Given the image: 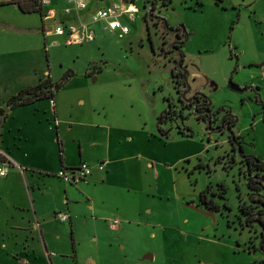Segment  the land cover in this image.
I'll list each match as a JSON object with an SVG mask.
<instances>
[{
    "label": "rangeland",
    "instance_id": "374dc122",
    "mask_svg": "<svg viewBox=\"0 0 264 264\" xmlns=\"http://www.w3.org/2000/svg\"><path fill=\"white\" fill-rule=\"evenodd\" d=\"M124 1H134L140 11L133 22H126L131 28L128 36L102 35L98 27L101 38L92 43L66 45L63 38L53 37L48 51L40 14L24 15L11 4L0 6V22L19 30L18 36H4L10 48H23L55 82L68 72L74 74L62 95L75 103L84 100L123 109L131 124L154 134L152 155L163 165L156 167L164 198L161 211L150 214L146 208L140 221L145 224L152 218L159 227L125 235L123 242L109 231L98 241L102 258L110 254L119 262L115 264H128L142 253V258L155 253L159 262L168 257L167 264H264L263 227L246 224L248 217L241 209L253 196L243 156L264 162L263 106L257 101V88L252 89L254 79L246 75L256 68H245L248 53L242 54L252 50L255 41L264 51V0ZM49 8L56 9L57 20L67 16L61 0H52ZM178 28L180 38L175 35ZM174 40L184 43V55L173 49ZM231 81L251 88L239 93L230 87ZM188 88L192 92L186 93L187 100L196 92L209 99L212 123L181 99L180 91ZM261 92L264 96V86ZM232 135L239 145L231 141ZM179 157L187 160L166 170ZM206 190L216 203L212 211L196 206ZM151 232L158 239H152ZM91 241L96 243L91 237L83 242L82 262L90 257ZM173 255L179 261H171Z\"/></svg>",
    "mask_w": 264,
    "mask_h": 264
},
{
    "label": "crops",
    "instance_id": "0c3cea01",
    "mask_svg": "<svg viewBox=\"0 0 264 264\" xmlns=\"http://www.w3.org/2000/svg\"><path fill=\"white\" fill-rule=\"evenodd\" d=\"M110 4L97 0L92 7ZM251 24L254 28L252 21ZM5 35L18 36L19 30L0 22V109L8 112L0 126V148L21 169L11 168L8 176L0 179V264L119 263L110 254L102 258L99 239L110 231L123 242L125 235L137 231L144 234L153 226L159 227L152 218L144 219L145 224L141 222L146 208L150 214L154 209L161 211L159 204L164 198L156 167L163 165L152 155L154 134H145V128L131 124L123 109L84 100L75 103L61 93L68 83L51 99L8 111L7 100L21 90L46 79L56 82L43 64L29 58L23 48L16 44V48H10ZM100 36L97 33L96 40ZM53 37L56 36H44L46 51ZM253 44L252 50L242 52L248 53L243 65L256 68L246 75L254 79L252 89L257 88L264 102V51L257 48L256 41ZM158 140L165 142L161 137ZM184 160L187 159L179 157L166 170H174ZM83 162L92 166V174L85 182L70 185L57 176L63 169L76 168ZM101 164L104 169L99 168ZM189 204L190 201L186 206ZM60 212L67 213L69 219H56ZM114 220L118 224L112 228ZM87 237L96 243L90 242V257L82 262V245ZM151 237L158 239L153 232ZM143 254L128 264H167L164 261L168 257L159 262L162 259L157 254L142 258ZM171 257L174 262L178 259L176 255Z\"/></svg>",
    "mask_w": 264,
    "mask_h": 264
},
{
    "label": "built area",
    "instance_id": "2783aa9c",
    "mask_svg": "<svg viewBox=\"0 0 264 264\" xmlns=\"http://www.w3.org/2000/svg\"><path fill=\"white\" fill-rule=\"evenodd\" d=\"M38 1L44 9L43 22H53L51 26L44 25V36L47 38L50 35H55L63 38L66 45H85L94 42L99 32L98 27L105 33H117L121 37L127 36L131 32V28L126 22H133L140 13L134 1L129 3L120 1L104 7L93 8L91 3L95 0H62L66 6L64 13L67 16L65 19L57 20L56 9L49 8L52 0ZM53 44H56V41ZM14 167L21 169L0 148V179L6 178L10 169ZM99 168L104 169L105 165L101 164ZM91 174L92 166L83 162L76 168L63 169L57 176L67 184L79 185L85 182ZM55 217L62 222L69 219V215L64 212L57 213ZM116 224L118 221L114 220L111 227H115Z\"/></svg>",
    "mask_w": 264,
    "mask_h": 264
},
{
    "label": "trees",
    "instance_id": "16d2710c",
    "mask_svg": "<svg viewBox=\"0 0 264 264\" xmlns=\"http://www.w3.org/2000/svg\"><path fill=\"white\" fill-rule=\"evenodd\" d=\"M7 4L16 5L23 14L38 13L43 20L44 9L38 0H8L7 2L0 3V6ZM73 75L74 74L72 72H68L59 82L53 83L50 79H46L37 85L21 90L19 93L7 100L6 108L8 111H11L17 107L30 105L40 100L51 99L54 97L55 92L60 91L69 82ZM250 88L245 89L248 90ZM199 94H201L206 101H209V99L202 93ZM257 101L263 106L262 113L264 118V102L259 97H257ZM7 116L8 112L5 109H0V126ZM236 140L237 137L232 138L231 136V141L239 145L240 143ZM241 162L248 168V186L251 193H253V198L250 204L256 205L259 211L262 213V217H260L259 220L263 227L262 236H264V162L251 155L245 156L244 161ZM250 204H243L241 209L246 211L247 206H252ZM260 207L262 208L261 210ZM262 247L264 248V244Z\"/></svg>",
    "mask_w": 264,
    "mask_h": 264
},
{
    "label": "flooded vegetation",
    "instance_id": "af4514ba",
    "mask_svg": "<svg viewBox=\"0 0 264 264\" xmlns=\"http://www.w3.org/2000/svg\"><path fill=\"white\" fill-rule=\"evenodd\" d=\"M151 15V13H150ZM147 16V14H146ZM173 30V29H171ZM180 32H181V28H178L175 30V35H177L180 38ZM174 45H173V49L179 53H181V55H184L183 51H182V46L183 44L177 43V40L173 41ZM172 45V44H171ZM170 45V47H171ZM178 66H176L177 68ZM189 89V88H188ZM182 92L181 94L187 92L186 89L180 91ZM190 93L192 92V89H190L189 91ZM200 92H196L192 97V100L190 103H188V105L192 108H195L197 113L201 112V117L208 119L210 123H212V113H211V107H210V102L206 101L204 99V97H202L201 94H199ZM227 124V121L224 122L223 124V128H225V125ZM242 161H244V159H242ZM253 196L251 197L252 200ZM252 206H247V210L243 211V213H245L248 217V220L246 222V224H250V225H261L259 218L262 217V213L259 211V209L257 208L256 205L254 204H250ZM196 206L198 208L204 209L205 211H212L213 207L215 208L216 203L214 202V200L212 199V192L209 190L203 191L200 193L199 195V199L198 202L196 203ZM203 207V208H202ZM262 208L260 207V210Z\"/></svg>",
    "mask_w": 264,
    "mask_h": 264
},
{
    "label": "water",
    "instance_id": "95a60500",
    "mask_svg": "<svg viewBox=\"0 0 264 264\" xmlns=\"http://www.w3.org/2000/svg\"><path fill=\"white\" fill-rule=\"evenodd\" d=\"M125 2V1H124ZM182 29H183V27H182ZM182 65V64H181ZM187 73L186 72H183V77L185 78V80H187V75H186ZM187 83V82H186ZM230 87L234 90V91H237V92H239V93H242V92H244L246 89L245 88H242V87H240V86H238V85H236V84H234V83H232V81L230 82ZM190 91V88L187 90V92H185V93H183L182 94V100L184 99V100H186V101H188V102H191V100H192V98L191 99H186L185 97H186V93H188ZM210 105V104H209ZM232 138H235V136L234 135H232ZM239 151L241 152V150L239 149ZM245 158V156H243V159ZM250 189V188H249ZM197 209V208H196Z\"/></svg>",
    "mask_w": 264,
    "mask_h": 264
}]
</instances>
